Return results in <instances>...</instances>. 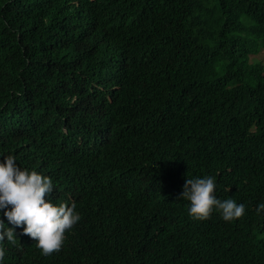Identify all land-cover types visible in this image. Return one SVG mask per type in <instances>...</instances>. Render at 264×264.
<instances>
[{"label": "trees", "instance_id": "16d2710c", "mask_svg": "<svg viewBox=\"0 0 264 264\" xmlns=\"http://www.w3.org/2000/svg\"><path fill=\"white\" fill-rule=\"evenodd\" d=\"M262 53L264 0H0V155L75 202L68 264H264ZM204 175L245 214L192 219Z\"/></svg>", "mask_w": 264, "mask_h": 264}, {"label": "clouds", "instance_id": "9594fccd", "mask_svg": "<svg viewBox=\"0 0 264 264\" xmlns=\"http://www.w3.org/2000/svg\"><path fill=\"white\" fill-rule=\"evenodd\" d=\"M80 97L84 103L89 100ZM0 156L4 157L0 159V264H4L5 257L3 241L15 242L17 228L34 238L42 254L52 255L51 260L65 264L72 262L62 244L66 230L81 219L75 202L69 206L66 201L57 204L46 199V194L50 196L55 188L50 176L22 167L17 164L15 155ZM215 189L213 175L187 177L179 196L188 202L187 211L192 219L205 220L216 212L227 222L245 214V203H238L231 197L221 199L215 195ZM256 211L264 214V202L257 205Z\"/></svg>", "mask_w": 264, "mask_h": 264}, {"label": "rangeland", "instance_id": "374dc122", "mask_svg": "<svg viewBox=\"0 0 264 264\" xmlns=\"http://www.w3.org/2000/svg\"><path fill=\"white\" fill-rule=\"evenodd\" d=\"M260 56H262L264 58V53H262L261 55L259 54L256 57H260Z\"/></svg>", "mask_w": 264, "mask_h": 264}]
</instances>
